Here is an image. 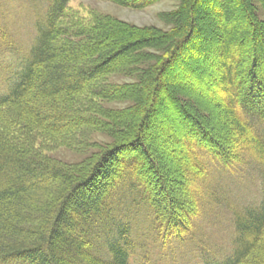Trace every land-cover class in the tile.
I'll return each instance as SVG.
<instances>
[{
    "label": "trees",
    "instance_id": "1",
    "mask_svg": "<svg viewBox=\"0 0 264 264\" xmlns=\"http://www.w3.org/2000/svg\"><path fill=\"white\" fill-rule=\"evenodd\" d=\"M39 1L0 96V264H131L132 232L148 223L165 249L214 259L203 264H264V0H180L159 16L166 30ZM108 1L138 10L160 0ZM211 108L241 139L232 157L208 129ZM174 145L188 194L172 208L158 161ZM209 164L249 171L254 200L221 202ZM221 203L233 235L223 256L204 251L198 227Z\"/></svg>",
    "mask_w": 264,
    "mask_h": 264
},
{
    "label": "rangeland",
    "instance_id": "2",
    "mask_svg": "<svg viewBox=\"0 0 264 264\" xmlns=\"http://www.w3.org/2000/svg\"><path fill=\"white\" fill-rule=\"evenodd\" d=\"M21 1L22 0H0V96L3 94L5 95L7 92L5 90L15 83L17 73L21 66V49L25 51L31 42L32 24L28 10L30 9L29 11L34 12V6L40 8L42 7L41 5H43L39 0H28L23 6ZM179 2L180 0H160L153 5L137 10L114 5L108 0H70L67 7L71 11L78 12L84 18H87L90 13L98 12L138 28L156 27L166 30L168 27L161 21L159 16L174 10ZM30 6H32V8H29ZM116 81L123 83L124 80L116 79ZM248 85L250 84H247L246 87H249ZM211 89L212 91L216 90L217 95L221 94V91H218L219 89L215 87L214 83ZM217 95H215V97ZM201 102L210 106L206 99H202ZM211 109L210 113H212L213 116L210 117L209 121L207 120L208 129H210L214 135L218 136L221 144L227 149L228 153L232 154L230 155V157H232L238 153L236 141H240L241 139H239L228 123H225L220 116L215 114V109ZM173 149H175L176 153H169L168 157L164 159L161 158V160L158 161V164L162 168V170L160 169L162 172L165 169H169V171L167 170V175L171 180H166L164 184L171 197L172 208L173 206H177V203L179 201L181 202L182 199L185 200L188 194V189L185 188L187 181L183 177L181 169L179 170L181 165L180 154L182 150L176 145H174ZM54 155H63L68 157V159L75 157L74 153L62 149L55 150ZM208 168L210 173L212 172L213 175L218 177L221 189H216L215 193L220 201L228 198V200H233L237 206L241 207L249 204L251 200H254L258 191V183L252 178L249 171H240L242 173L239 174H229L222 170L223 168L221 169V167L214 164H209ZM152 179L156 181L155 183L158 187H161L162 181H158L156 178ZM195 183L199 185V181H195ZM160 195L163 199L168 198L165 192H161ZM34 206V204H31V208L34 209L33 211H36L37 209H35ZM31 214L34 218L36 217L37 220L42 218L39 213ZM148 217L146 211H142L138 213L137 220L142 224L143 221L149 219ZM147 225H149V223L135 227L132 232V246L135 251H133L131 264L204 263V255L207 253L198 249V246L189 245L179 246L178 248L175 243H169L167 250L161 246L162 244L159 241L152 240V233L148 230L149 227ZM198 227H201L203 233L201 236L203 238L202 242L206 244L205 252L209 249L211 253H220V255L222 254L221 256L229 253L232 246L231 239L233 235L227 209L222 203L219 206V210H217L216 214L211 219L210 224L206 226L204 221H200ZM198 227H196V230L199 229ZM187 247H189L190 250L186 249ZM206 259L209 261L214 260L210 259L209 255H206Z\"/></svg>",
    "mask_w": 264,
    "mask_h": 264
}]
</instances>
